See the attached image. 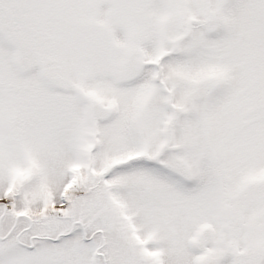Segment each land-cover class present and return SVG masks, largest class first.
<instances>
[{"label": "snow or ice", "instance_id": "snow-or-ice-1", "mask_svg": "<svg viewBox=\"0 0 264 264\" xmlns=\"http://www.w3.org/2000/svg\"><path fill=\"white\" fill-rule=\"evenodd\" d=\"M0 264H264V0H0Z\"/></svg>", "mask_w": 264, "mask_h": 264}]
</instances>
